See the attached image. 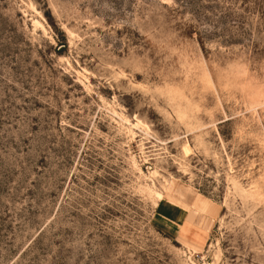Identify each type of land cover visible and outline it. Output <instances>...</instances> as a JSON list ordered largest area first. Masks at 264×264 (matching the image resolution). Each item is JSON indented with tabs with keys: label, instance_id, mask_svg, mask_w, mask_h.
Instances as JSON below:
<instances>
[{
	"label": "rangeland",
	"instance_id": "obj_1",
	"mask_svg": "<svg viewBox=\"0 0 264 264\" xmlns=\"http://www.w3.org/2000/svg\"><path fill=\"white\" fill-rule=\"evenodd\" d=\"M0 264H264V0H0Z\"/></svg>",
	"mask_w": 264,
	"mask_h": 264
},
{
	"label": "crops",
	"instance_id": "obj_2",
	"mask_svg": "<svg viewBox=\"0 0 264 264\" xmlns=\"http://www.w3.org/2000/svg\"><path fill=\"white\" fill-rule=\"evenodd\" d=\"M189 210L193 211V209ZM189 210L162 199L153 206L152 212L157 227L167 236L176 238L182 233L204 241L208 235L207 231L188 221Z\"/></svg>",
	"mask_w": 264,
	"mask_h": 264
},
{
	"label": "bare ground",
	"instance_id": "obj_3",
	"mask_svg": "<svg viewBox=\"0 0 264 264\" xmlns=\"http://www.w3.org/2000/svg\"><path fill=\"white\" fill-rule=\"evenodd\" d=\"M190 151V149L188 148V147H186L185 148V152L186 153H188ZM164 195L165 194H156V198L158 199V200H162V199H164ZM189 210V209H188ZM192 214H193V211H191V210H189V218H188V221L189 222H191L192 224H195V225H197V226H200V227H203L201 224H199L198 222H196V221H192V219H191V216H192ZM206 224V223H205ZM193 249H195V248H193ZM194 251H196V249L194 250Z\"/></svg>",
	"mask_w": 264,
	"mask_h": 264
}]
</instances>
